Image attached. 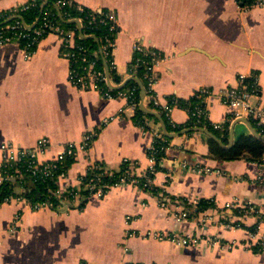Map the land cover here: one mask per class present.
<instances>
[{
    "label": "crops",
    "instance_id": "0c3cea01",
    "mask_svg": "<svg viewBox=\"0 0 264 264\" xmlns=\"http://www.w3.org/2000/svg\"><path fill=\"white\" fill-rule=\"evenodd\" d=\"M30 1L0 0V11ZM73 1L116 13L119 30L112 57L120 82L109 76L108 62L100 54L114 89L136 77L129 72L136 42L163 55L153 91L160 104L171 108L166 116L179 130L169 132L198 125L191 122L187 108L170 105L168 97L185 101L207 87L215 96L207 100L205 118L213 125L222 123L221 131L228 125L225 144L233 125V143L242 134H252L245 122L237 121L242 118L229 119V108L217 93L234 86L240 73L256 74L261 91L252 101L264 107V8L242 10L234 0ZM55 9L60 15L58 5ZM41 10L50 12L49 0ZM69 21L81 28L78 17ZM79 34L98 43L94 34ZM68 70L55 33L42 38L31 55L20 43L0 45V143L32 147L48 137L50 145L40 155L46 160L56 157L66 142H80L96 129L89 150L69 158L66 175L59 179L63 187L81 191V176L96 167L119 170L128 159L138 163V172L147 169L154 131L163 134L160 119L147 117L150 130H144L134 121L136 108L125 99L76 87L68 80ZM168 138L162 168L152 175L153 185L161 189L158 195L134 184L112 185L103 197H90L82 207L62 199L57 205L36 207L38 201L26 195L14 197L17 186L12 184V198L0 202V264H264V249L254 251L264 230V220L259 221L264 213V165L212 158L210 137L202 131ZM201 198L213 199L215 206L197 212ZM237 200L251 203L258 212L237 214L226 208ZM181 209L190 211V217L179 222L175 214ZM225 220L239 226L224 227ZM149 231L189 232L201 241L180 245Z\"/></svg>",
    "mask_w": 264,
    "mask_h": 264
},
{
    "label": "built area",
    "instance_id": "2783aa9c",
    "mask_svg": "<svg viewBox=\"0 0 264 264\" xmlns=\"http://www.w3.org/2000/svg\"><path fill=\"white\" fill-rule=\"evenodd\" d=\"M73 0H58V4L65 6L67 4H72ZM238 7L242 10H249L252 8H264V0H234ZM31 5V1L27 4L21 6L18 9H11V11L25 10ZM79 8L83 6L79 5ZM94 11V10H93ZM5 11H0V13ZM99 14H103L101 18L93 17V22H101L105 25L106 31L101 35L103 43L100 46V52L95 50L93 52V58L90 60L86 56V47L83 44H77L76 42V31L72 28L66 29L61 23L53 22L48 20L50 12L43 11L42 13V23L39 27L34 25L29 28L26 23L21 19L17 20L13 24L2 26L0 28V45L8 43H20L22 39H26L22 43V47L26 55H31L37 47L39 41L44 38L49 33L57 34L62 42V54L69 62L68 70V80L78 88L95 90L102 93L105 97H122L127 101V103L136 108L139 104L133 97L134 89L122 90L118 88V93L115 96L113 94L114 86L110 78L107 77L105 69L97 67V61L100 58V54L108 62V72L109 69H116V63L113 59V51L115 48L116 34L119 30L118 20L116 13L113 11H95ZM73 17H68L72 19ZM80 26L83 25L82 18H78ZM10 28L14 30L13 34H6L4 29ZM151 47H144L140 42L134 44V51L150 50ZM163 55L156 51L151 52V58L145 62L140 58H136V63L133 69H130V75H135L137 71V66L141 62L146 63V73L145 78L147 79V86L149 90H153L156 83L155 69L160 63ZM135 59V56L133 60ZM81 63V64H80ZM260 85L258 76L256 74L240 73L238 75V81L234 86L225 88L217 93L219 100L224 103L229 108V119L238 118H248L254 119L259 124H264V107L259 103L252 101L253 97L260 96ZM200 97L201 106L197 110V116L206 117L208 111L207 100L215 96L214 91L210 88L204 87L200 89L197 93ZM149 98H153L155 104H160L159 99L153 93L149 95ZM166 110V115L169 116L170 106L168 104L162 105ZM164 109V110H165ZM175 125V123H174ZM214 127L220 129L223 127L222 123H215ZM98 131L96 129L87 131L80 142L69 141L66 142L61 151L52 159H41L40 155L49 147L50 139L48 137L39 138L35 145L32 147H21L15 145L9 141H3L0 143V202L8 201L12 198L11 195H6L2 198L3 188L6 184H14L13 179H18L21 183L20 193L16 194L14 197L17 199H26L25 192L27 191V186L24 185V178L28 175L31 180L35 182L45 181L46 179H53L56 187L49 190L50 194L61 198L63 201L68 203H78L80 204L83 200L90 197H103L110 186H106L105 183L101 182L100 174L90 176L84 183L83 178L88 174V171L81 176L82 189H86L87 195L81 194V189L79 188H65L59 183V179L66 175V171L58 172V169L64 166V161L68 158L74 157L79 151H88L92 142L96 138ZM154 134L161 136V131H154ZM149 150H155L154 143L149 147ZM150 164L147 169L142 172L137 171L138 165L132 164L129 168L131 173H135L137 176L127 179V177H121V179L113 185H125L134 184L141 189H147L153 183L152 175L155 173V156H149ZM264 165V163H261ZM198 170V169H195ZM202 169H199L201 171ZM210 169L206 168L205 171ZM140 177L144 180L141 182ZM264 180V177H261ZM112 186V185H111ZM36 207L39 205H51L52 202L45 200L42 202L35 203ZM162 205L166 206V202L162 201ZM226 208L236 209L239 213L245 212H258L254 205L249 202H241L237 200L236 202L226 203ZM190 211L181 209L176 214L177 221H185L190 217ZM130 218L129 216L127 217ZM206 222V219H204ZM224 227L234 228L239 226L238 223H233V221H222ZM151 236L158 239H168L180 245H188L191 243H199L201 237L196 236L192 233H181L175 232H165V231H149ZM264 243V230L258 234V239L256 244ZM255 244V245H256ZM85 264V263H81Z\"/></svg>",
    "mask_w": 264,
    "mask_h": 264
},
{
    "label": "trees",
    "instance_id": "16d2710c",
    "mask_svg": "<svg viewBox=\"0 0 264 264\" xmlns=\"http://www.w3.org/2000/svg\"><path fill=\"white\" fill-rule=\"evenodd\" d=\"M44 0H32L31 5L25 9V10H16V11H5L0 13V28L2 26L11 25L15 23L18 18V15H21L23 17V20L26 24L31 25L34 21H36V26L39 27L42 23V4ZM58 5L60 8V15H58L55 5ZM49 9H50V15L48 16V20L53 22H59L61 25L66 29H74L76 31V42L77 44H83L86 47V56L88 59L93 58V52L101 46L103 43L101 35L106 31V27L103 23L97 21L93 22L92 18L95 16L97 19L101 18L103 14H99L95 11H93L90 8H87L83 6V8H79V4L72 1V4H67L65 6H61L58 4V0H49ZM78 17L82 18L83 25L81 28H77V23L75 21H69L68 17ZM6 34H13L14 30L10 28L4 29ZM79 32L82 34H94L96 37H98V43L95 42L92 38H83L80 36ZM26 39L21 40V44L25 42ZM156 51L155 48L151 47L150 50H141L135 52V59L132 61L130 65V69L134 68V65L136 63V58H140L142 60L148 61L151 58V52ZM159 53V52H158ZM161 54V53H160ZM162 55V54H161ZM141 62L139 66H137V71L134 76L138 77V79L142 82L144 88H145V99L146 103L145 105L156 112H158L166 126V129L168 131H175L179 130L178 127L174 128L169 118L165 114L164 107L162 104H155L153 98H149V95L153 93V90H149L147 86V79L145 78L146 73V63ZM81 64V63H80ZM97 67L103 69V61L99 58L97 61ZM129 69V70H130ZM109 76L113 78L115 81L120 82L121 78L117 76V72L115 69H109ZM132 90L134 89L133 97L136 101H140L141 98V87L140 84L136 80H129L127 85L122 88V90ZM119 89H114L112 92L116 96ZM168 103L170 105L178 104L180 106H183L189 110L190 113V120L193 122V125H198L201 127H205L215 133L224 143H227L229 140V127L226 125L225 129L223 131L216 129L212 122H210L207 118L204 116H197V110L201 106L200 97L194 95L193 97L181 101L176 96H169L168 97ZM152 115L147 114L145 111H143L139 104L136 107V112L134 115V121L136 124H139L141 127L144 128V130H150V127L148 126V123L146 122L147 117H151ZM156 121H158L157 117H153ZM198 122V123H196ZM251 123L253 127L257 130L258 133L264 135V124H259L256 120L251 119ZM209 146H210V152L209 155L218 160H236V159H246L248 161H253L256 163H264V139L261 137H258L254 134H242L239 136L233 143V145L229 148H224L221 145L217 143L213 138H209ZM170 138L162 134L161 136H157L154 134L153 136V143L155 150H149L148 149V156H155V169L162 168L161 162L163 158L166 156V148L169 146ZM71 162V159H66L64 161V166L60 167L58 169V172L60 171H67V168L69 167ZM138 165L136 161L131 160H124L120 166L119 170H111V169H104L96 167L93 170H89L88 174L83 178V183L90 177L94 176L96 174H100V179L102 183H105L106 186H111L115 183H117L121 177H127V179H130L132 177L137 176L135 173H131L129 171L130 166ZM24 185L27 187H30V191L25 194L26 197L31 198L35 201H45L49 200L53 204L57 205L60 203L61 198L56 197L53 194H50L49 190L52 188H55L56 185L53 181V179H46L45 181L41 182H33L34 186L31 188V186L28 185V180L30 181V176L25 177ZM139 180L142 182L144 180L143 177H140ZM14 188L12 187V184H6L3 188L2 198L6 195H9L10 193H13ZM148 190L155 195H158L161 191L157 186L150 185L148 187ZM81 194L86 196L87 191L86 189H82ZM166 194H162L163 197H165ZM184 202L187 204V200L183 198ZM86 199L83 200L79 207H82L85 203ZM215 206V203L213 199L211 198H201L196 205V211L200 212L205 209H208L210 207ZM238 214L239 212L236 211ZM264 220V213H261L259 216V221ZM253 230L254 227L252 228ZM264 249V243L263 244H256L254 247V251L260 252Z\"/></svg>",
    "mask_w": 264,
    "mask_h": 264
},
{
    "label": "water",
    "instance_id": "95a60500",
    "mask_svg": "<svg viewBox=\"0 0 264 264\" xmlns=\"http://www.w3.org/2000/svg\"><path fill=\"white\" fill-rule=\"evenodd\" d=\"M18 18H20L21 20H23V17L21 15H18ZM76 21V20H75ZM24 22V21H23ZM77 22V21H76ZM25 23V22H24ZM34 25H28L29 28H32ZM96 37V36H95ZM107 69H108V66H107ZM133 80H136L137 82L140 83V86H141V103H140V108L145 111L146 113L148 114H151V115H155L157 116L160 121H161V126H162V131H163V134L167 137H174V136H178L182 133H186V132H189V131H192V130H198V131H202L204 133H206L210 138H213L215 141H217V143L219 145H221L222 147L224 148H229L232 144H233V127L234 125L231 127V137H230V141L228 144H225L215 133H213L212 131H210L209 129L205 128V127H200V126H197V127H189V128H185L181 131H177V132H169L167 131L166 129V126H165V123L161 117V115L154 111V110H151L149 109L145 104H144V98H145V88L144 86L142 85V83L140 82V80H138L136 77H133L132 78ZM237 121H243L247 124V126L249 127V129L251 130V133L258 136V137H261L264 139V135L260 134L257 132V130L253 127L252 123L250 120H248L247 118H242V119H239ZM14 184H16L17 188H16V191L17 193H20V181L18 179H13ZM29 186L33 187L34 186V183L32 180L29 181Z\"/></svg>",
    "mask_w": 264,
    "mask_h": 264
}]
</instances>
